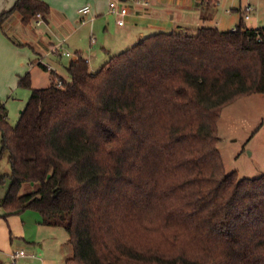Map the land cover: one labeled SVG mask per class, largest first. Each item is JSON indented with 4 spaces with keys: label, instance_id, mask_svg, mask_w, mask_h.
<instances>
[{
    "label": "trees",
    "instance_id": "16d2710c",
    "mask_svg": "<svg viewBox=\"0 0 264 264\" xmlns=\"http://www.w3.org/2000/svg\"><path fill=\"white\" fill-rule=\"evenodd\" d=\"M50 13L17 0L0 29ZM66 69L61 86L20 76L32 93L15 126L0 100L4 217L63 227L66 264H264V175L226 173L218 149L224 107L264 94V27L158 32L95 72L80 53Z\"/></svg>",
    "mask_w": 264,
    "mask_h": 264
},
{
    "label": "crops",
    "instance_id": "0c3cea01",
    "mask_svg": "<svg viewBox=\"0 0 264 264\" xmlns=\"http://www.w3.org/2000/svg\"><path fill=\"white\" fill-rule=\"evenodd\" d=\"M16 1L0 0V14L12 8ZM43 1L50 3L52 7L46 21L42 20L38 23L36 18L29 24H24L21 16L14 14L7 20L4 28L0 29V100L12 91L17 75L20 77L29 72L32 77L31 63H29L31 66H27L31 53L22 52L23 49L17 44H30L32 48L36 47L38 55L42 57L43 53H50V50L62 55L55 50L62 47L67 39L74 37L71 50L73 54L69 52L73 55L71 60L80 53L90 65L99 58L106 63L114 54L116 55V52H122L127 46L134 45L142 38L158 32L195 29L201 26L221 29L219 26L225 23L226 14H229V17L238 14V17L231 23V29L221 30L235 29L244 19L245 7L248 4L253 10L250 18L244 19L245 25L256 29L264 27V0H255V2L216 0L213 3L208 0H147L148 5L138 4L136 0H116L128 12L123 16L122 25L117 22L119 17L109 12V3L112 0ZM85 6L90 7V12L83 15L80 10ZM56 13L60 15L59 18L56 16L59 19L58 27L66 35L58 44L49 41L51 45L47 47L46 42L35 35L32 23L34 22L36 26L44 25L50 30ZM16 33L20 35L18 41L14 39ZM38 61L41 62L42 58L39 57ZM47 67L50 71L56 72L51 67Z\"/></svg>",
    "mask_w": 264,
    "mask_h": 264
},
{
    "label": "rangeland",
    "instance_id": "374dc122",
    "mask_svg": "<svg viewBox=\"0 0 264 264\" xmlns=\"http://www.w3.org/2000/svg\"><path fill=\"white\" fill-rule=\"evenodd\" d=\"M252 1L255 2V0ZM56 16L60 17L58 13L53 16L55 19H53L50 30L44 25L36 26L34 22L32 23L35 35L44 40L47 47L51 45L49 41L58 44L64 40L66 35L58 27L59 19ZM225 16V23L219 27L231 29L230 25L238 14L231 15L232 17H229V14ZM37 18L40 19V17ZM73 38L67 39L62 47H58L60 53H72ZM14 39L18 41L20 35L16 33ZM17 45L23 49L22 52L31 53L27 66L32 65L33 88H46L52 84L53 80L59 83L61 78L69 79L66 67L73 55H59L50 50V53H43L42 57L38 55L36 47L32 48L30 44ZM134 45L127 46V49ZM119 53L116 52V55ZM39 57L42 58L41 62L44 65L56 72L42 67L38 63ZM101 59L90 64L92 71H97L103 65L104 62ZM19 80L20 77L17 75L12 91L2 99L7 106L8 121L12 126L17 124L21 111L25 108L32 93L31 89L19 85ZM238 100H236L237 103L233 102L234 104L231 103L224 107L222 111L218 121V136L220 137L218 149L226 173L237 171L241 178H255L264 175V95L252 94ZM6 173H10V164L8 156L3 155L0 159V178ZM37 187L35 183H25L20 193H29ZM5 191L6 186H0V200ZM0 212V264H9L10 254L21 249L25 250L29 256L20 258L17 264H66L67 259L73 256L74 250L69 241V234L63 227L43 224L41 215L34 210H25L7 217L3 216L5 210L2 207H0Z\"/></svg>",
    "mask_w": 264,
    "mask_h": 264
},
{
    "label": "built area",
    "instance_id": "2783aa9c",
    "mask_svg": "<svg viewBox=\"0 0 264 264\" xmlns=\"http://www.w3.org/2000/svg\"><path fill=\"white\" fill-rule=\"evenodd\" d=\"M136 2L138 4H142V5H148L149 2L147 0H136ZM253 10V7L248 4L246 7H245V13H244V19H249L250 18V13L252 12ZM90 12V7L89 6H85L83 7L81 10H80V13H82L83 15L85 14H88ZM109 12L112 14V15H115V16H118V24L122 25L124 24V19H123V16L126 15L128 12H127V9L126 8H123L121 7L119 4H118V1L116 0H112L110 1L109 3ZM38 17H40V15H38ZM42 20L39 19L38 20V23H40ZM55 52H60L59 49H56ZM62 54H65L67 56H70L71 54L69 52H62ZM59 86L62 85V82L60 81L58 83ZM26 256H29V254L21 249V250H18V251H14L13 253L10 254V263L9 264H17L18 260L20 258H23V257H26Z\"/></svg>",
    "mask_w": 264,
    "mask_h": 264
}]
</instances>
